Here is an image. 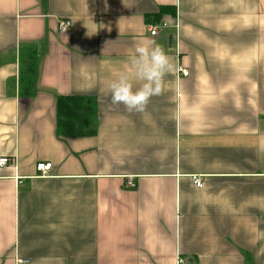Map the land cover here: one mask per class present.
I'll return each mask as SVG.
<instances>
[{
  "label": "crops",
  "instance_id": "obj_1",
  "mask_svg": "<svg viewBox=\"0 0 264 264\" xmlns=\"http://www.w3.org/2000/svg\"><path fill=\"white\" fill-rule=\"evenodd\" d=\"M143 40L190 74L129 112L106 82ZM60 96L93 133L60 135ZM0 157V264H264V0H0Z\"/></svg>",
  "mask_w": 264,
  "mask_h": 264
},
{
  "label": "clouds",
  "instance_id": "obj_2",
  "mask_svg": "<svg viewBox=\"0 0 264 264\" xmlns=\"http://www.w3.org/2000/svg\"><path fill=\"white\" fill-rule=\"evenodd\" d=\"M130 69L106 82L113 105L142 112L152 97L166 91L165 77L177 70L175 63L153 40L134 45L128 57Z\"/></svg>",
  "mask_w": 264,
  "mask_h": 264
},
{
  "label": "trees",
  "instance_id": "obj_3",
  "mask_svg": "<svg viewBox=\"0 0 264 264\" xmlns=\"http://www.w3.org/2000/svg\"><path fill=\"white\" fill-rule=\"evenodd\" d=\"M37 50L30 47L24 53L22 64L25 82L24 90L30 91L37 73ZM58 128L64 137L82 136L93 133L87 126L96 121L97 112L93 99L84 96H60L57 101Z\"/></svg>",
  "mask_w": 264,
  "mask_h": 264
},
{
  "label": "built area",
  "instance_id": "obj_4",
  "mask_svg": "<svg viewBox=\"0 0 264 264\" xmlns=\"http://www.w3.org/2000/svg\"><path fill=\"white\" fill-rule=\"evenodd\" d=\"M168 26L167 23H162V24H158V25H154V26H151L149 28V31H150V34L152 36H155L157 34H159L160 30L162 28H166ZM72 27V22L71 20L69 19H64V20H61L60 21V24H59V29L60 31L62 32H66V31H69ZM177 39L179 40V36L177 37ZM177 72L178 74L186 77L190 74V71L187 67H185L184 65L182 64H179L178 67H177ZM4 166H15V162L14 160H12L11 158L9 157H0V167H4ZM52 168V163L51 162H41V163H38L36 165V169H37V172H38V176L40 177H47L50 175V170ZM192 181L193 183L198 186V187H203L204 186V181L202 179L201 176L199 175H192ZM29 263V260L27 259H24V258H21V257H18L17 258V264H28ZM188 261L182 257H179L178 258V264H187Z\"/></svg>",
  "mask_w": 264,
  "mask_h": 264
}]
</instances>
